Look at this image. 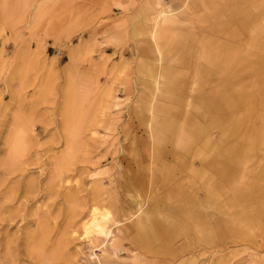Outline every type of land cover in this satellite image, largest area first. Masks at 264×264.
Here are the masks:
<instances>
[{"label": "rangeland", "instance_id": "obj_1", "mask_svg": "<svg viewBox=\"0 0 264 264\" xmlns=\"http://www.w3.org/2000/svg\"><path fill=\"white\" fill-rule=\"evenodd\" d=\"M0 264H264V0H0Z\"/></svg>", "mask_w": 264, "mask_h": 264}, {"label": "bare ground", "instance_id": "obj_2", "mask_svg": "<svg viewBox=\"0 0 264 264\" xmlns=\"http://www.w3.org/2000/svg\"><path fill=\"white\" fill-rule=\"evenodd\" d=\"M86 91L87 90L81 89L78 86V84L73 85V82H71V76H70L69 88L65 92L64 108H63V110H64V112H63L64 116L63 117L66 118L64 126L66 128L69 127V128H67L68 132H67V140L66 141H67V144L69 145V148L71 150L70 153H72V150L74 148V142H75L76 136H77L75 131L80 129V127L79 126L77 127V125H78V123L80 124L81 117L84 118V116H82L83 112H81V110L83 109L82 108L83 103L85 105V102L87 100L88 95H87ZM81 127H82V123H81ZM65 131H67V130L65 129ZM70 153H69V156H71Z\"/></svg>", "mask_w": 264, "mask_h": 264}]
</instances>
